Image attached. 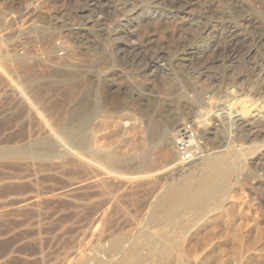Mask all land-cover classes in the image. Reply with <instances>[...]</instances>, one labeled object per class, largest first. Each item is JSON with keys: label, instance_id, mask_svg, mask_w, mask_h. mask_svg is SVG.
<instances>
[{"label": "rangeland", "instance_id": "374dc122", "mask_svg": "<svg viewBox=\"0 0 264 264\" xmlns=\"http://www.w3.org/2000/svg\"><path fill=\"white\" fill-rule=\"evenodd\" d=\"M81 1L0 0V264H264V0H135L124 14L116 1L115 18ZM184 125L199 143L189 161ZM237 144L220 207L149 226L158 193ZM159 226L171 237L151 254L139 234Z\"/></svg>", "mask_w": 264, "mask_h": 264}, {"label": "bare ground", "instance_id": "6f19581e", "mask_svg": "<svg viewBox=\"0 0 264 264\" xmlns=\"http://www.w3.org/2000/svg\"><path fill=\"white\" fill-rule=\"evenodd\" d=\"M116 1H119L118 3H120V6L118 7V9L121 11V13L122 14H124L125 12H127V11H129V6L131 7V6H133L134 4H136L135 2H138V1H135V0H83V1H81V3H80V5L77 7L76 6V8H77V10H79V11H83V10H87V11H91V13H103V14H107V16H108V14H109V16L110 17H113V18H115L114 16H116L117 14H116V12H118L119 10H116L115 8H116ZM147 2L148 1V3H151L152 4V1L150 2V0H139V2ZM138 2V3H139ZM159 4V3H158ZM175 4V3H174ZM76 5V4H75ZM138 5V4H137ZM177 5V4H176ZM145 6V5H144ZM169 6V5H168ZM115 7V8H114ZM171 7V6H170ZM79 8V9H78ZM133 8V7H132ZM131 9V8H130ZM109 11V12H108ZM128 14V13H127ZM96 15V14H95ZM94 15V16H95ZM101 15V14H100ZM120 15V14H119ZM43 17H45L44 15H43ZM65 17V16H64ZM74 17H78V15L77 14H69V16H66L64 19H62V22L64 23V21H69V19H73ZM106 17V16H105ZM42 18V17H41ZM37 19V18H36ZM47 19V18H46ZM259 19H261V18H259ZM50 20V19H49ZM49 20H47L46 22H48ZM105 20V19H104ZM262 20V22H263V20L264 19H261ZM43 21H44V19H43ZM51 21V20H50ZM44 23V22H43ZM67 23V22H66ZM118 23V22H117ZM43 28V27H42ZM44 28H47V27H44ZM35 29V28H34ZM40 29V28H39ZM39 29H37L36 31H38ZM49 29V28H48ZM48 29H46V30H48ZM194 29V28H193ZM200 29V28H199ZM45 30V29H44ZM39 31H41V29L39 30ZM48 31H50V30H48ZM48 31H46V32H48ZM69 31V30H68ZM42 33H43V31H41ZM56 33V32H55ZM67 33V32H66ZM69 33V32H68ZM72 33V32H71ZM75 33V32H74ZM47 34V33H46ZM50 34H51V32H50ZM65 33H63V36L65 37V35H64ZM77 34V33H76ZM76 34H74V36L76 35ZM43 35H45V33L44 34H41L40 36H43ZM52 35H53V33H52ZM46 36V35H45ZM44 36V37H45ZM48 36H51V35H48ZM67 36H68V34H67ZM70 36V35H69ZM77 36V35H76ZM39 37V36H38ZM51 37H53V36H51ZM77 38V37H76ZM80 38V37H79ZM43 39V38H42ZM67 39H68V37H67ZM141 60H145V58H144V56H142L141 57ZM77 77V76H76ZM68 78V77H67ZM70 79V78H69ZM68 79V80H69ZM73 79V78H72ZM53 80V79H52ZM66 81V80H65ZM94 97V96H93ZM93 99V98H92ZM95 99V98H94ZM95 100H97V99H95ZM87 101V100H86ZM99 101V100H98ZM97 102V101H96ZM223 102V101H222ZM87 103H88V101H87ZM86 103V104H87ZM90 103H92V102H90ZM228 103V102H227ZM86 104H84V105H86ZM96 103L94 102V104L92 105L91 104V106H96L95 105ZM224 104V103H223ZM220 105H222V104H220ZM232 105V104H231ZM229 106V105H228ZM97 107V106H96ZM87 107H85V110L87 111V109H86ZM95 108V107H94ZM93 108V109H94ZM98 108H99V106H98ZM225 108V107H224ZM230 108V107H229ZM89 109H91V108H89ZM95 109H97V108H95ZM89 111V110H88ZM94 111V110H93ZM84 112V111H83ZM82 112V113H83ZM97 112V111H96ZM77 113V112H76ZM88 113V112H87ZM92 113V112H91ZM79 115H80V112L78 113ZM78 114H76L77 116H78ZM86 114V113H85ZM84 114V115H85ZM89 114V113H88ZM101 114V113H100ZM222 114H224V113H222ZM221 114V116L223 117V115ZM83 115V116H84ZM90 115V114H89ZM93 115V114H92ZM230 115V114H229ZM237 115V114H236ZM77 116H76V119H77ZM86 116H87V114H86ZM232 116V115H231ZM85 117V116H84ZM93 117V116H92ZM104 117V116H103ZM102 117V118H103ZM75 118V117H74ZM82 118V116H80V119ZM101 118V120L102 121H99L96 125H95V127H94V130L96 129V131L97 132H101L102 130H103V128L102 127H104V125H105V121H106V119H105V117L103 118V119H105V121L103 120ZM224 118H226V117H224ZM85 119H86V117H85ZM113 119V118H112ZM112 119H108V120H111L112 121V123H114L113 122V120ZM229 119V118H228ZM78 120V119H77ZM76 120V121H77ZM88 120H90V118L88 119ZM95 120V119H94ZM93 120V121H94ZM100 120V119H99ZM233 120H235V119H233ZM237 120V119H236ZM74 120H72V122H73ZM91 121V120H90ZM98 121V120H97ZM80 122H81V124H82V122L83 121H81L80 120ZM115 122H116V120H115ZM235 122V121H234ZM85 123H87V121H84V125L82 124V125H80L81 126V128H83V127H85ZM107 124H108V122H106ZM229 123H230V121H229ZM233 123V122H232ZM76 124H80L79 123V121L76 123ZM88 125H89V122L87 123ZM115 124V123H114ZM75 125V124H74ZM72 125H70V127H71ZM79 128H80V126L79 125H77ZM77 126H75V127H77ZM240 126V125H239ZM238 126V127H239ZM69 127V126H68ZM109 127V126H108ZM112 127H114V125L112 126ZM167 127V126H166ZM67 128V127H66ZM73 128V127H72ZM71 128V129H72ZM105 128V127H104ZM165 128V127H164ZM241 128H242V126H241ZM70 128H67V132H68V130H69V133H70V130H71ZM166 129V128H165ZM73 130V129H72ZM74 130H79V129H74ZM81 130V129H80ZM84 130V129H83ZM82 130V131H83ZM88 130V129H87ZM105 130V129H104ZM112 130H114V129H112ZM112 130H111V132H112ZM242 130V129H241ZM66 131V130H65ZM81 131V132H82ZM116 131V130H115ZM158 131V130H157ZM166 130H164L163 132V134H167L166 132H165ZM71 132H73V133H70L71 135L72 134H74L75 135V137H77V133H78V131H76V132H74V131H71ZM84 132H85V130H84ZM87 132V131H86ZM110 132V131H109ZM161 132V131H160ZM66 134H68V133H66ZM77 134V135H76ZM107 134H108V132H107ZM107 134L106 133H100V135L101 136H104V137H107ZM70 135V136H71ZM83 135V132L81 133V136ZM94 135V134H93ZM112 135V134H111ZM168 135V134H167ZM69 136V134L67 135V137H70ZM80 136V135H79ZM110 136V135H109ZM115 136V135H114ZM163 136V135H162ZM169 136V135H168ZM111 137V136H110ZM72 138V137H71ZM73 138H74V136H73ZM87 138H88V136H87ZM97 138V137H96ZM75 139H77V138H75ZM109 139V138H108ZM111 139H112V137H111ZM114 139H115V137H114ZM113 139V140H114ZM90 139H88V141H89ZM95 140H98V139H95ZM76 141V140H75ZM77 141H78V139H77ZM80 142H86V140H84V138L83 139H80L79 140ZM169 141V140H168ZM71 142V141H70ZM108 142V141H107ZM94 143V142H93ZM112 144H114V145H116V142H111ZM83 145H84V143H82ZM81 144V145H82ZM90 144V143H89ZM92 144V143H91ZM110 144V143H109ZM83 145H82V147H83ZM240 145V144H239ZM87 146V145H86ZM238 146V144L236 145V146H234L233 147V145H232V147L230 146V148L229 149H227L226 151H215L214 152V154H205V155H203L202 156V162H201V164L200 165H198V166H196V167H192L193 169L192 170H190L189 171V173H187V176L186 177H184L182 180H180V181H178V183H176L175 185L173 184V186H170L168 189H166V190H164V191H162L160 194L158 193V197H157V200H156V202L153 204V206H152V212H150L151 214H149L148 216H149V218H148V223H149V226L150 227H153V226H155L156 227V225H158V224H160V223H165L166 225H171V226H177L178 228H180V227H182L181 226V223L180 222H177L176 221V218L178 217V215H181V214H184V213H186V212H194L195 214L196 213H198V214H200V213H204L205 211L207 212V209H209L210 207L209 206H211L212 208H217L218 206L220 207V199H222V195L224 194V192L226 191V189H227V187H228V185H229V183H230V181H231V179H233L232 177H234V175L238 172V171H240V169H241V163H242V154H244V153H242V146H241V148H240V146L239 147H237ZM79 147H80V144H79ZM98 147H99V145H98ZM103 148V147H102ZM114 149V148H113ZM95 151H94V153L96 152V150L97 149H94ZM112 150V149H111ZM250 150V149H249ZM100 151V150H99ZM102 151V150H101ZM165 151V150H164ZM101 153V152H100ZM103 153V152H102ZM105 154V153H104ZM110 154H116V148H115V150L114 151H111L110 152ZM105 156H107V153H106V155ZM113 156V155H112ZM116 156V155H115ZM114 156V157H115ZM108 157V156H107ZM244 157V156H243ZM109 158H111V156H109ZM198 163V162H197ZM184 174V173H183ZM183 174H182V176H183ZM235 179V178H234ZM174 182V181H173ZM233 182V181H232ZM171 184V183H170ZM165 189V188H164ZM157 196V195H156ZM223 200H224V198H223ZM223 200H222V202H223ZM223 206V205H222ZM246 208V207H245ZM150 209V208H149ZM148 212H149V210H148ZM194 214V215H195ZM146 216V215H145ZM188 216V215H187ZM147 217V216H146ZM145 217V218H146ZM182 217H184V216H182ZM246 218V217H245ZM239 219V218H238ZM220 220V219H219ZM243 220V219H242ZM191 221V220H190ZM239 221V220H238ZM146 222V221H145ZM192 222V221H191ZM219 222H221V221H219ZM251 222V221H250ZM132 223H133V221H132ZM209 223V222H208ZM222 223V222H221ZM226 223V222H225ZM238 223V222H237ZM243 223V222H242ZM255 224H257V222H255ZM237 225V224H236ZM241 225V224H240ZM259 225V224H258ZM135 226V225H134ZM242 226V225H241ZM138 227H139V225H138ZM142 227V226H141ZM148 227V226H147ZM214 227V226H213ZM258 227V226H257ZM256 227V228H257ZM135 228V227H134ZM154 228V227H153ZM158 228H160V226L159 227H157L156 229H153V231L154 230H156V232H159V233H155V231H154V233H149V232H146V231H141V233L139 234L141 237H145V243L148 245V248H149V250H150V253L151 254H154V251H155V249H156V247H158V245L160 244V243H162V242H166V240H168V235H170V237H171V234H168L167 232H164V230L167 228V227H165V228H163V233H160L161 231H162V229H160L161 231H158L159 229ZM225 228V227H224ZM128 229H129V227H128ZM127 229V230H128ZM181 229H183V228H181ZM184 229H185V227H184ZM226 229V228H225ZM166 230H169V229H166ZM208 230V229H207ZM255 230V229H254ZM119 231V230H118ZM129 231V230H128ZM131 231V230H130ZM129 231V232H130ZM150 231V230H149ZM179 231H181V230H179ZM250 231V230H249ZM117 232V231H116ZM120 232V231H119ZM123 231H121V233H122ZM256 232V231H255ZM118 233V232H117ZM124 233H125V231H124ZM124 233H122V234H124ZM177 233V232H176ZM179 233L180 232H178V235H179ZM211 233V232H210ZM119 234V233H118ZM125 234H127V233H125ZM124 234V235H125ZM137 234V235H138ZM109 235V234H108ZM121 235V234H120ZM119 235V236H120ZM124 235H121V236H124ZM187 235V234H186ZM233 235V234H232ZM237 235V234H236ZM240 235V234H239ZM254 235V234H253ZM112 236V235H111ZM114 236V235H113ZM176 236V235H175ZM179 236H181V235H179ZM264 236V235H263ZM137 237V236H136ZM135 237V238H136ZM178 237V236H177ZM234 237V236H233ZM260 237V236H259ZM106 238L108 239L109 238V236H106ZM175 239V241H176V238H174ZM173 238H172V240H174ZM179 239V238H178ZM185 239V238H184ZM232 239H234V238H232ZM253 239H254V237H253ZM260 239V238H259ZM138 240H141V239H138ZM137 240V241H138ZM180 240V239H179ZM179 240H177V243H179L178 241ZM207 240V239H206ZM128 241V239H125V237H118V238H116V240H113V242H112V244H111V247H110V252H111V255L112 254H114V253H118V252H120L121 250H122V247H123V244L125 243V242H127ZM170 242H168V243H170L171 244V240H169ZM256 241V240H255ZM181 242H183V241H181ZM142 243V242H141ZM144 243V242H143ZM176 242H172V244H175ZM201 243V242H200ZM170 244L168 245V246H166V247H168L169 248V246H170ZM147 245H145L144 246V248H146V246ZM163 245H165V244H163ZM178 245V244H177ZM125 246V245H124ZM128 246V245H127ZM139 243L138 242H136V241H132L130 244H129V248L127 249V248H125V249H127L128 250V253L130 252V253H132V254H134V255H132L133 257H135V261H137L136 259V257L139 255L138 254V250L140 249L139 248ZM109 247V246H108ZM126 247V246H125ZM172 247H174V245L172 246ZM124 249V250H125ZM127 250H125V252L127 251ZM166 250H167V248H166ZM182 250V249H181ZM164 251H165V249H164ZM172 250H170L169 252H168V250L166 251L167 252V254L168 253H170ZM180 251V250H179ZM78 252V251H77ZM76 252V253H77ZM79 252H81V251H79ZM140 252H143V251H140ZM75 253V254H76ZM85 253V252H84ZM149 253V252H148ZM147 253V254H148ZM162 253V252H161ZM181 253V252H180ZM180 253L178 252V255H180ZM78 254V256L79 255H81V254H79V253H77ZM76 254V255H77ZM138 254V255H137ZM146 254V253H145ZM84 255V254H83ZM110 255V256H111ZM124 255V254H123ZM136 255V256H135ZM160 255H162V254H160ZM160 255H159V257H160ZM178 255H176V258H177V256ZM119 255H117V257H118ZM164 256V255H163ZM167 256V255H166ZM183 256V255H182ZM76 257V256H75ZM121 258H122V256H120ZM131 257V256H130ZM155 258H157V256H154ZM153 257V258H154ZM159 257H158V259H159ZM172 257V256H171ZM119 258V257H118ZM120 258V259H121ZM124 258V257H123ZM126 258V257H125ZM149 257L147 256V258H145V259H148ZM152 258V257H151ZM152 258V259H153ZM163 258V260H165V258L164 257H162ZM185 258V257H184ZM107 259H109V258H107ZM120 259H119V261L118 262H116V260L114 261L113 260V262L111 263V264H121V262H120ZM142 259H144V258H142ZM145 259H144V261H145ZM167 259V258H166ZM79 260H81L80 258H79ZM79 260H77L78 262H79ZM87 260V259H86ZM128 260H129V258H128ZM130 260L131 261H134V259H132V258H130ZM129 260V261H130ZM154 260V259H153ZM156 260V259H155ZM161 259H159V261H160ZM177 260V259H176ZM176 260H175V262H176ZM179 260V259H178ZM84 261H85V259H84ZM130 261V262H131ZM140 261H141V259H140ZM152 261V260H151ZM78 262H76V263H78ZM143 262V261H142ZM153 262H156V261H153ZM152 262V263H153ZM179 262H180V260H179ZM179 262H176V263H179ZM83 263V262H82ZM87 263V262H86ZM133 263H135V262H133ZM161 263V262H160ZM84 264V263H83ZM129 264V263H128ZM131 264V263H130ZM136 264V263H135ZM140 264H142V263H140ZM150 264V263H149Z\"/></svg>", "mask_w": 264, "mask_h": 264}, {"label": "built area", "instance_id": "2783aa9c", "mask_svg": "<svg viewBox=\"0 0 264 264\" xmlns=\"http://www.w3.org/2000/svg\"><path fill=\"white\" fill-rule=\"evenodd\" d=\"M197 134L192 127L184 125L177 130V155L181 161H189L199 153Z\"/></svg>", "mask_w": 264, "mask_h": 264}]
</instances>
